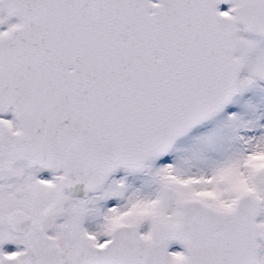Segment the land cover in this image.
<instances>
[{
    "label": "snow or ice",
    "instance_id": "obj_1",
    "mask_svg": "<svg viewBox=\"0 0 264 264\" xmlns=\"http://www.w3.org/2000/svg\"><path fill=\"white\" fill-rule=\"evenodd\" d=\"M0 264H264V0H0Z\"/></svg>",
    "mask_w": 264,
    "mask_h": 264
}]
</instances>
